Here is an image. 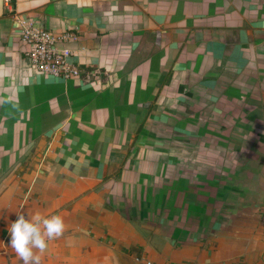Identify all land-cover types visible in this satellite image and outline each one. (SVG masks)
Listing matches in <instances>:
<instances>
[{
    "label": "crops",
    "instance_id": "crops-1",
    "mask_svg": "<svg viewBox=\"0 0 264 264\" xmlns=\"http://www.w3.org/2000/svg\"><path fill=\"white\" fill-rule=\"evenodd\" d=\"M0 0V264H264V0ZM16 17L75 40L38 73Z\"/></svg>",
    "mask_w": 264,
    "mask_h": 264
},
{
    "label": "built area",
    "instance_id": "built-area-1",
    "mask_svg": "<svg viewBox=\"0 0 264 264\" xmlns=\"http://www.w3.org/2000/svg\"><path fill=\"white\" fill-rule=\"evenodd\" d=\"M5 6L11 7L10 0H4ZM19 24L21 42L28 47L25 55L35 70L53 78L69 79L79 76V70L72 62V52L64 43L75 40L71 32L55 35L33 20L16 17Z\"/></svg>",
    "mask_w": 264,
    "mask_h": 264
},
{
    "label": "clouds",
    "instance_id": "clouds-1",
    "mask_svg": "<svg viewBox=\"0 0 264 264\" xmlns=\"http://www.w3.org/2000/svg\"><path fill=\"white\" fill-rule=\"evenodd\" d=\"M66 225L62 216H44L40 213L28 215L17 213L11 222L9 246L22 264H41L49 243L63 236Z\"/></svg>",
    "mask_w": 264,
    "mask_h": 264
}]
</instances>
